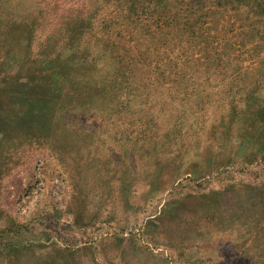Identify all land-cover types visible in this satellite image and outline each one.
Wrapping results in <instances>:
<instances>
[{"label":"rangeland","instance_id":"rangeland-1","mask_svg":"<svg viewBox=\"0 0 264 264\" xmlns=\"http://www.w3.org/2000/svg\"><path fill=\"white\" fill-rule=\"evenodd\" d=\"M20 100L0 264H264V0H0V117Z\"/></svg>","mask_w":264,"mask_h":264},{"label":"crops","instance_id":"crops-1","mask_svg":"<svg viewBox=\"0 0 264 264\" xmlns=\"http://www.w3.org/2000/svg\"><path fill=\"white\" fill-rule=\"evenodd\" d=\"M64 80L65 79L63 78H58L57 93H52L49 90L42 91V88H45L48 85V82L46 80H39L37 82L32 83L33 87L35 88V91L38 92L28 93L26 101L28 104L26 111L29 112V116L27 117L28 127H35V125L30 119L33 112L43 113L45 117V124L42 125V129L44 130V132L35 133V131H28L29 135H34L37 137L35 141L41 140L43 143L54 144L60 134V130L65 129V124L61 122H64L65 120H67V117H69L68 107L70 106V101L74 97L75 92L73 91L74 83L69 80ZM36 96H43L42 98L44 101L39 107L32 106V102H34L33 100L36 99ZM19 102L20 104L18 106H11L9 110V117L6 115L0 117V127L6 124L7 122H10L11 124L16 123L14 116H17V112L19 111L18 108L21 107L22 109H25L23 107V103L25 101L20 100Z\"/></svg>","mask_w":264,"mask_h":264}]
</instances>
